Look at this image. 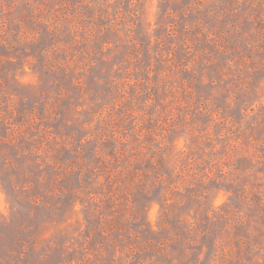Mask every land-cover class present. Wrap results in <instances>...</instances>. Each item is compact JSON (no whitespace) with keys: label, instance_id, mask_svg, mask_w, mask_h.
Here are the masks:
<instances>
[{"label":"rangeland","instance_id":"obj_1","mask_svg":"<svg viewBox=\"0 0 264 264\" xmlns=\"http://www.w3.org/2000/svg\"><path fill=\"white\" fill-rule=\"evenodd\" d=\"M212 251L264 262V0H0V264Z\"/></svg>","mask_w":264,"mask_h":264},{"label":"trees","instance_id":"obj_2","mask_svg":"<svg viewBox=\"0 0 264 264\" xmlns=\"http://www.w3.org/2000/svg\"><path fill=\"white\" fill-rule=\"evenodd\" d=\"M198 242H200V241H197L196 243L199 244ZM215 247H217L216 241H214L212 243V248H215ZM203 249L206 250V246H203ZM242 252L244 254H248V255L250 254V251L246 250L245 248H244V251H242ZM214 257H215V253H214V251H212L209 255V262L211 264H216V260ZM242 260H244L245 264H264V262L259 261L254 256H252L250 259H246L245 257H242ZM190 264H195V263H190Z\"/></svg>","mask_w":264,"mask_h":264}]
</instances>
